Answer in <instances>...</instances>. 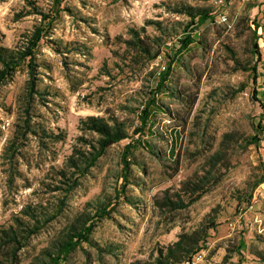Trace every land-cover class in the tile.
Here are the masks:
<instances>
[{
	"label": "rangeland",
	"instance_id": "rangeland-1",
	"mask_svg": "<svg viewBox=\"0 0 264 264\" xmlns=\"http://www.w3.org/2000/svg\"><path fill=\"white\" fill-rule=\"evenodd\" d=\"M34 1L51 12L54 0ZM184 5L210 8L212 18L177 52L190 17L175 8ZM60 7L36 49L34 77L25 63L0 88V264H44L70 225L101 206L110 215L94 227L96 246L82 242L60 264H152L181 232L210 221L216 227L203 264H264V146L252 143L264 125V81L253 71V22L264 38V0H63ZM29 9L26 0H0L2 45L23 44L41 24L40 15L22 16ZM148 20L162 21L163 30ZM132 30L161 54L149 59L131 47ZM170 63L171 92L155 95ZM154 98L161 110L151 105L153 123L135 133ZM89 115L125 121L130 136L67 192L57 172L75 146L95 143L97 134L81 128ZM137 139L125 172L123 151ZM31 207L50 218L27 235ZM11 228L21 243L7 239Z\"/></svg>",
	"mask_w": 264,
	"mask_h": 264
},
{
	"label": "trees",
	"instance_id": "trees-1",
	"mask_svg": "<svg viewBox=\"0 0 264 264\" xmlns=\"http://www.w3.org/2000/svg\"><path fill=\"white\" fill-rule=\"evenodd\" d=\"M62 1L63 0H54L51 6V12L46 13L35 3L34 0H26L30 9L26 13H23L22 16L30 14L40 15L41 24L35 26L31 35L26 36V40L23 44L16 46L15 48L4 46L0 42V88L9 79H11L18 68L25 63L28 66L32 77H34L33 73L37 67V63L35 61L36 49L45 33L48 32V28L61 13L62 9L60 6ZM175 10L179 13H185L190 17V20L184 27L187 32V36L184 40H180V45L177 49V52H181L185 47L194 41L192 37L193 32L209 18H212V11L210 8L193 7L190 5H184L180 8L176 7ZM147 24H153L158 30H163L162 21L160 20H148ZM253 24L255 28L253 32L254 52L257 56H260L258 42V38L260 36L257 35L259 25L255 22H253ZM132 34L133 37L129 40L131 47L146 53L149 59H154L161 54V49L152 52L151 44L147 41L148 35H146V37H141V34L136 30H132ZM253 71L255 73L254 75H256V67H253ZM171 72L172 67L170 63L169 66L166 67V69L160 74L155 95L161 91H166L168 93L171 92L170 87L166 85V81L169 79ZM30 91L36 92L34 78L31 80ZM151 105H155L159 110H161V106L155 102V98L147 103V107H145L143 113H141V123L137 129H135V133L144 134L145 128L149 122L150 124L153 123L151 122L153 117L149 111ZM81 128L83 130L96 133L97 137L95 143L90 145L91 150L75 146L65 162V167L57 172L59 178L58 180L67 184V192H70L75 188L78 183V176L85 175L91 167L95 166L98 159L110 146L130 136L126 122L117 117L107 119L104 116L89 115L81 119ZM257 129V135L252 137V143H257L260 140L262 134L264 133V125L260 123L257 126ZM149 131L153 133V130L150 129ZM140 143V139H137L131 141L125 146L122 155L123 170L125 172H128L130 169L129 158L133 152V148H136ZM148 147H152L150 142L148 143ZM127 177L128 176L126 175V178ZM55 189H62V186L58 185ZM167 202H170L173 206V201ZM175 204L178 208L185 206L184 203ZM27 212L31 220H33L32 225L22 231L26 232L27 235L36 233L50 218L48 213L39 211L38 209L32 207ZM109 215L110 211L107 207L101 206L92 217L88 216L85 219H79V222L71 224L66 237L58 241L56 248L51 250L47 249L45 251V255L48 257V260L46 261L43 259L42 263L60 264V262L65 260L71 252L81 245L82 242H87L90 245L96 246L95 242L91 238V234L93 233L96 223ZM215 227L216 223L214 221H210V223L201 224L196 229L181 232L176 241L158 250V255L152 264H182L185 260L193 257L197 252L205 249L207 238L210 234L209 232ZM5 234L7 235V239L9 241H16L18 244L21 243L18 239L19 236L16 229L11 228L9 232H6Z\"/></svg>",
	"mask_w": 264,
	"mask_h": 264
},
{
	"label": "built area",
	"instance_id": "built-area-1",
	"mask_svg": "<svg viewBox=\"0 0 264 264\" xmlns=\"http://www.w3.org/2000/svg\"><path fill=\"white\" fill-rule=\"evenodd\" d=\"M225 1L227 0H214V2L219 5V4H223ZM219 16L221 17L222 20L226 21L227 20V16L226 13L221 11L219 13ZM259 52H260V56H257L256 59V69L259 73V79L264 81V38L260 37L259 39ZM165 68V66L163 67ZM10 125V120L9 119H5L4 121V127ZM260 144L262 146H264V135L261 136L260 140H259ZM206 259V251L205 250H201L199 252H197L193 257L185 260L182 264H203V262H205Z\"/></svg>",
	"mask_w": 264,
	"mask_h": 264
}]
</instances>
